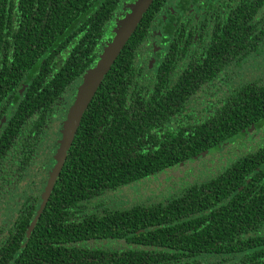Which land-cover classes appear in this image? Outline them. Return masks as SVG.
Returning <instances> with one entry per match:
<instances>
[{"label": "trees", "instance_id": "trees-1", "mask_svg": "<svg viewBox=\"0 0 264 264\" xmlns=\"http://www.w3.org/2000/svg\"><path fill=\"white\" fill-rule=\"evenodd\" d=\"M133 1L0 0V183L37 161L47 117ZM229 1L225 12L216 0L153 1L84 112L44 207L46 178L20 192L0 228V264H264V82L227 85L264 43L254 24L264 0ZM248 139L230 165L162 202L88 211L106 192Z\"/></svg>", "mask_w": 264, "mask_h": 264}, {"label": "rangeland", "instance_id": "rangeland-1", "mask_svg": "<svg viewBox=\"0 0 264 264\" xmlns=\"http://www.w3.org/2000/svg\"><path fill=\"white\" fill-rule=\"evenodd\" d=\"M108 41V37H106L102 42L103 45L107 44ZM229 73L228 86L236 79L237 81L255 80L258 83H263L264 49L260 50L254 56L248 57L243 62L241 68L236 70V73H231L230 71ZM68 93L72 94L73 88H71ZM70 103L71 99L69 101V106L68 103L65 105L67 110L71 106ZM199 103L201 104V102ZM48 118L49 126H47L45 136L40 144L39 155L36 158L37 161L25 168L22 175H18L14 183L10 184L11 190H9V192L6 193L3 190L0 194V204L2 203L0 205V211H3V213L0 214V228L6 227V225L12 221L11 217L15 214L17 209L15 203L18 201L21 202V197H25V195H22L20 192L25 191L23 194L28 191L34 192L35 185L40 183L41 186L45 181L47 172L45 169L49 166L47 165L49 164L47 153L50 149L49 147L56 148L57 143L53 142V137H56V139L59 138L58 132L55 131L59 130V123L61 120L58 117L52 118L51 115H49ZM171 126H173V124ZM256 140H258V136L253 138L252 141ZM236 142L237 141L227 143V145L217 153L211 152L204 157L162 171L161 173L147 177L134 184L121 187L116 191L106 192L100 200L88 204V211L96 212L97 210L102 211L103 209L126 208L131 205H148L150 203L162 202L173 195L179 194L184 187L199 183L201 180L216 175L227 166L226 164H231L235 158L234 156L243 152L245 145L248 144V146H250L253 143L250 142V139L243 141L242 144H236ZM103 245L109 247L119 245V243L105 242Z\"/></svg>", "mask_w": 264, "mask_h": 264}, {"label": "water", "instance_id": "water-1", "mask_svg": "<svg viewBox=\"0 0 264 264\" xmlns=\"http://www.w3.org/2000/svg\"><path fill=\"white\" fill-rule=\"evenodd\" d=\"M153 1L154 0H134L127 5V12L122 18L116 20L113 37L102 49L93 67L88 69L86 73L82 75L80 83L76 88L73 102L68 109L64 122L62 123L60 131L61 137L54 154V165L49 172L46 186L41 194V208L44 207L53 188L56 177L64 164L67 152L72 144L84 112L102 80L111 69L116 58L136 30ZM2 121H4V119ZM204 155L205 153H202L201 156L203 157Z\"/></svg>", "mask_w": 264, "mask_h": 264}, {"label": "flooded vegetation", "instance_id": "flooded-vegetation-1", "mask_svg": "<svg viewBox=\"0 0 264 264\" xmlns=\"http://www.w3.org/2000/svg\"><path fill=\"white\" fill-rule=\"evenodd\" d=\"M216 2H217V5H218V7H221L222 6V11L223 12H225V9H224V7H228V6H231V7H233V6H235V2L233 1V2H230L229 0H216ZM260 11H261V13H259V15L257 16V18H255V20H261V19H263V22H261L260 24H258V23H254L255 24V26L256 27H258L259 28V31L261 32V34L263 35V37H262V40L264 39V6L260 9ZM263 13V14H262ZM261 25V26H260ZM261 47L258 49V51L257 52H255V53H253V54H251L250 56H254L256 53H258L260 50H262V49H264V43L263 44H261L260 45ZM250 56H248V57H250ZM247 57V58H248ZM246 58V59H247ZM246 59H244L242 62H244ZM80 83V82H79ZM79 83L77 84V86L79 85ZM77 86H76V88H77ZM75 93H76V90L74 91V93L73 94H71L72 95V97L71 98H69V99H66V101H68L67 103H68V106H69V101H70V99H71V103H70V105L72 104V102H73V97H74V95H75ZM69 109V108H68ZM68 112V110L65 108V106L64 107H62V108H59V107H57V109L55 110V113H57V116H51L52 118H56V117H58V118H60L61 120H60V123H59V130H57V131H55V132H58V134H59V138H57L56 139V137H53V139L55 138V143H57L56 144V148H55V151H56V149H57V147H58V141H59V139H60V137H61V134H60V131H61V127H62V123L64 122V120H65V118H66V114H67V112ZM58 114H60V115H58ZM4 119V121H2ZM49 118L47 117V121H49L48 120ZM4 122H5V118H2L1 119V124H4ZM45 128L47 129V125H45ZM55 151H54V153H53V156H52V158L50 159V161H49V164H47V165H49L45 170H47V172H46V181H45V186H46V182H47V179H48V175H49V172L51 171V169H52V165H50V163L51 162H53V165H54V154H55ZM12 175H13V177L11 178L10 176L3 182V181H1L2 183H0V194L2 193V191L4 190L6 193L7 192H9V190H11L10 189V184L11 183H14V179L16 178V177H18V173L17 172H12L11 173ZM45 186H44V188H45ZM44 188H43V191H44ZM43 191L41 192V194L43 193ZM41 194L39 195V199H41ZM1 197V196H0ZM40 203H41V201H40Z\"/></svg>", "mask_w": 264, "mask_h": 264}]
</instances>
